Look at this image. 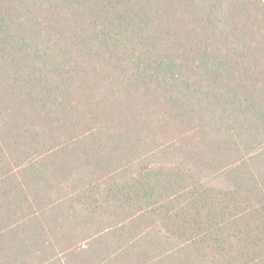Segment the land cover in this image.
I'll return each instance as SVG.
<instances>
[{
    "label": "trees",
    "instance_id": "16d2710c",
    "mask_svg": "<svg viewBox=\"0 0 264 264\" xmlns=\"http://www.w3.org/2000/svg\"><path fill=\"white\" fill-rule=\"evenodd\" d=\"M127 244L263 256L264 0H0V264Z\"/></svg>",
    "mask_w": 264,
    "mask_h": 264
},
{
    "label": "rangeland",
    "instance_id": "374dc122",
    "mask_svg": "<svg viewBox=\"0 0 264 264\" xmlns=\"http://www.w3.org/2000/svg\"><path fill=\"white\" fill-rule=\"evenodd\" d=\"M103 223H105V220H103ZM105 227L106 226H104L102 229H104ZM97 229H99V227ZM93 231L94 230H90L87 232H93ZM118 232L109 233V234L100 236L99 237L100 240H96L95 244H101L104 246H108L109 248L116 247L117 245L118 247H121L123 242H121L120 238L116 236V235H119ZM146 233H147L146 238H150L152 233L149 231H146ZM259 247L260 249H262L264 253V245L263 246L261 245ZM104 249L105 251H108V248H104ZM121 252H122L121 255L112 259V262L114 264H143L144 261H145V264H148L147 259L144 260L132 254V248L128 244L121 250ZM179 260H180V256L174 255L166 259L162 263H157V262L152 263V261H150L149 264H179ZM191 260L192 261L190 262V264H264V254L260 258L252 257V256H248V258L240 257V256H236L233 253L229 255H225V256H209L207 258H205L202 255H194L191 258Z\"/></svg>",
    "mask_w": 264,
    "mask_h": 264
}]
</instances>
